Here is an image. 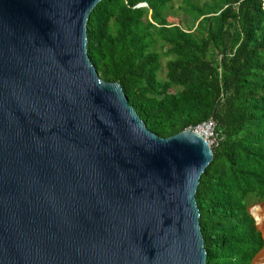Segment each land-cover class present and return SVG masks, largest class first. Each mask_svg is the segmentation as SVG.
<instances>
[{
	"label": "water",
	"instance_id": "1",
	"mask_svg": "<svg viewBox=\"0 0 264 264\" xmlns=\"http://www.w3.org/2000/svg\"><path fill=\"white\" fill-rule=\"evenodd\" d=\"M100 1L0 0V264H206L213 151L190 129L156 136L100 79Z\"/></svg>",
	"mask_w": 264,
	"mask_h": 264
},
{
	"label": "trees",
	"instance_id": "2",
	"mask_svg": "<svg viewBox=\"0 0 264 264\" xmlns=\"http://www.w3.org/2000/svg\"><path fill=\"white\" fill-rule=\"evenodd\" d=\"M173 1L101 0L87 56L156 136L216 122L224 139L195 194L206 264H254L264 247L249 213L264 202V0H181L193 30L169 23Z\"/></svg>",
	"mask_w": 264,
	"mask_h": 264
},
{
	"label": "rangeland",
	"instance_id": "3",
	"mask_svg": "<svg viewBox=\"0 0 264 264\" xmlns=\"http://www.w3.org/2000/svg\"><path fill=\"white\" fill-rule=\"evenodd\" d=\"M192 1L195 3H198V4H202L203 2H205L207 0H192ZM180 7H181V0H174L172 2V4L170 5L168 11L166 12L167 20L169 21V23L179 25L182 28H184L185 30H187V29L193 30L194 25H193L192 19L187 14H185L181 10ZM168 60H169L168 58H164V57L161 59V68H160V72H159V77L161 79L165 78L166 63ZM256 206H262V207L258 208ZM250 212L252 213L254 218L259 222L260 227L264 228V202L253 205L252 207H250ZM257 227H258V225H257ZM261 233L264 237V233L262 231H261ZM254 264H264V247H263L262 251L255 258Z\"/></svg>",
	"mask_w": 264,
	"mask_h": 264
},
{
	"label": "built area",
	"instance_id": "4",
	"mask_svg": "<svg viewBox=\"0 0 264 264\" xmlns=\"http://www.w3.org/2000/svg\"><path fill=\"white\" fill-rule=\"evenodd\" d=\"M216 126L217 125L215 121L208 120L189 129L202 137L211 150H213L214 148H217L224 139V136L217 132Z\"/></svg>",
	"mask_w": 264,
	"mask_h": 264
}]
</instances>
